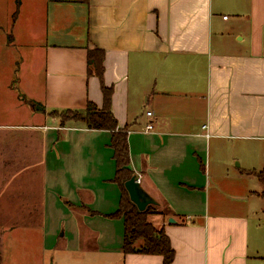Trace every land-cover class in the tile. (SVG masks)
I'll return each mask as SVG.
<instances>
[{
    "label": "crops",
    "instance_id": "obj_1",
    "mask_svg": "<svg viewBox=\"0 0 264 264\" xmlns=\"http://www.w3.org/2000/svg\"><path fill=\"white\" fill-rule=\"evenodd\" d=\"M11 46L27 102L0 70L1 264H163L122 249L111 132L52 114L103 105L94 47L171 264H264V0H0Z\"/></svg>",
    "mask_w": 264,
    "mask_h": 264
},
{
    "label": "trees",
    "instance_id": "obj_2",
    "mask_svg": "<svg viewBox=\"0 0 264 264\" xmlns=\"http://www.w3.org/2000/svg\"><path fill=\"white\" fill-rule=\"evenodd\" d=\"M20 3V0H19ZM17 11L14 14L16 17ZM89 74H96L100 79L103 93V105L99 107L95 102L88 101L85 110L62 109L52 111L53 115L64 114L66 120H75L84 123L87 127L111 132V147L114 150L116 172L114 181L121 189V199L118 210L111 216L124 219V253H140L159 255L163 258V264H171L175 257V250L164 228H157L148 216L151 214H165L158 205H149L144 211H140L129 197L125 182L134 172L131 168L129 148V128H121L117 117L112 110L113 86H107L104 80L105 51L94 47L87 54ZM24 98V97H23ZM58 112V113H57ZM66 120H62L63 122ZM264 183V171L257 174ZM264 198V190L260 193ZM1 264V263H0Z\"/></svg>",
    "mask_w": 264,
    "mask_h": 264
},
{
    "label": "rangeland",
    "instance_id": "obj_3",
    "mask_svg": "<svg viewBox=\"0 0 264 264\" xmlns=\"http://www.w3.org/2000/svg\"><path fill=\"white\" fill-rule=\"evenodd\" d=\"M6 18H7V14H4V19L7 20ZM27 53H28V49L27 48H23L22 51H21L20 49L18 50L16 47L11 46V47H5L4 50H3V53L0 54V70L3 73H5L4 80H8V79L12 80L13 79V85H14V88H15V89H13L14 94L18 95L19 101L25 102V103L27 102L26 101L27 100L26 96L22 93V91L20 89L17 90L16 88H18V85H17L18 83L17 82H18V79H19L18 74H17V71H19L18 63L20 64L21 54H23V55L25 54V56H27L28 55ZM38 55H41V53H38ZM41 62H42V59H41V56H39L38 59H37V66L38 67L41 66ZM17 68H18V70H17ZM5 87L6 86L4 85V88ZM1 95L2 94H0V96ZM2 96L6 99L8 97H11L12 95H10L7 92V90L5 89ZM5 99L3 101L4 103H6ZM57 116L60 117L62 120H66L67 119V117H65L64 114H62V116H61V114L58 113ZM158 208L163 211V209L160 208L159 206H158Z\"/></svg>",
    "mask_w": 264,
    "mask_h": 264
},
{
    "label": "water",
    "instance_id": "obj_4",
    "mask_svg": "<svg viewBox=\"0 0 264 264\" xmlns=\"http://www.w3.org/2000/svg\"><path fill=\"white\" fill-rule=\"evenodd\" d=\"M126 190L133 203L136 204L140 211H144L149 205H158V201L147 192L137 179V175H133L129 180L125 182ZM170 221H174L170 218Z\"/></svg>",
    "mask_w": 264,
    "mask_h": 264
},
{
    "label": "built area",
    "instance_id": "obj_5",
    "mask_svg": "<svg viewBox=\"0 0 264 264\" xmlns=\"http://www.w3.org/2000/svg\"><path fill=\"white\" fill-rule=\"evenodd\" d=\"M224 18L226 19L227 16H224ZM147 114H148V115H151L152 112H148ZM153 128H154V125H153V124H148L147 127H146V131L148 132V131L152 130ZM137 179L140 181L139 178H137Z\"/></svg>",
    "mask_w": 264,
    "mask_h": 264
}]
</instances>
